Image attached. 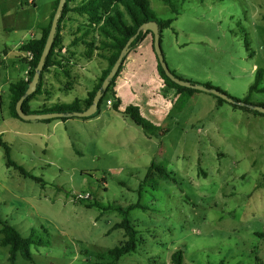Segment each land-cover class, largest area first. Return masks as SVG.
Masks as SVG:
<instances>
[{
  "label": "rangeland",
  "instance_id": "rangeland-1",
  "mask_svg": "<svg viewBox=\"0 0 264 264\" xmlns=\"http://www.w3.org/2000/svg\"><path fill=\"white\" fill-rule=\"evenodd\" d=\"M55 1L0 0V136L12 161L35 179L8 167L0 148V218L38 242L32 260L18 255L16 264H94L97 254L127 240L116 226L131 205H140L128 215L137 251L116 264H172L177 252L183 264H264V116L218 104L206 92L160 89L150 34L126 57L135 60L128 83L118 93L114 86L92 118L47 123L12 116L10 87L29 70L21 47L41 36ZM148 2L159 20L173 19L161 48L177 78L244 100L262 69L264 89V0ZM87 25L73 12L62 24L58 55L70 75L46 80L55 104L81 100L101 65L107 67L97 52L85 56L83 42L72 44ZM92 38L97 47L99 33ZM249 100L264 105V92ZM108 101L120 111L138 108L158 131L148 137ZM152 165L171 178L149 174ZM1 231L0 224V264H10Z\"/></svg>",
  "mask_w": 264,
  "mask_h": 264
},
{
  "label": "trees",
  "instance_id": "trees-1",
  "mask_svg": "<svg viewBox=\"0 0 264 264\" xmlns=\"http://www.w3.org/2000/svg\"><path fill=\"white\" fill-rule=\"evenodd\" d=\"M164 2L168 3L169 0H164ZM59 0H56L53 5V13L50 17V22L46 28L42 30L41 36L38 38L31 39L26 44L22 45L21 51L31 52L33 54V60L29 62V70H28V78L27 80H21L16 84H13L10 87L11 92V103H10V111L14 118L20 119L16 112V104L20 100V98L26 93L30 82L32 81L34 74L36 72L37 65L39 63L41 54L46 44V40L48 38L52 20L56 9L58 7ZM174 12V10L172 9ZM75 13L80 16H84L87 18L88 28L85 29L80 37H76L73 41V45H77L79 42H83L87 51L85 56L89 59L93 58V54L97 52V57L107 62V67L102 72L101 76L98 79L97 85L95 88L88 94V97L84 101L76 100L71 104H52L50 107L43 108L37 111H31L29 104L39 98L40 96H45L47 98H51L50 90L45 87V74L52 68L58 67L61 68L65 74L68 76L69 71L66 70V65L64 64V58L61 57L59 51H61L63 47V37H62V24L65 18L69 13ZM148 22H157L160 27L161 37L162 32L170 28L173 19H168L165 21L159 20L157 14L151 8L148 0H67L65 7L63 9L56 37L51 48L50 54L46 60L44 65V69L41 74V78L37 87L36 92L32 95L28 96L27 99L23 103V111L26 114H46V113H74V112H82L87 110L97 93V91L101 88L103 81L110 73L114 64L116 63L121 51L125 47L126 43L132 38L138 31V29ZM97 31L99 33L100 39L97 41L98 46L96 47V40L92 38L89 40V35L92 31ZM143 34H150L152 37V42L154 44V37L152 32L150 31H142L136 40L132 43L130 50L137 44L139 39ZM127 57V56H126ZM126 57L123 59V62L115 75V77L110 81V85L106 92H104L103 98L99 103V110L96 114L99 113L101 106L103 105L105 97L111 91V89L115 86L116 80L119 77V74L122 71L124 62ZM159 62V61H158ZM158 70L160 76L164 82V84L170 88L177 91L178 94L187 93L194 94L200 91L180 87L179 85L172 82L164 73L160 64H158ZM263 79V70L258 69L256 72L255 82L249 89V96L244 100H236V102L245 103L244 106H239L237 104H231L235 108H240L242 110L253 112L256 115L264 116L263 114L252 111L248 105L252 104L249 100L250 95L254 92H264V89H260L259 86ZM207 88H214L210 85H205ZM219 90V89H217ZM221 91V90H219ZM222 92V91H221ZM224 93V92H223ZM216 97V96H215ZM231 97V96H230ZM217 98L218 104L227 103L221 98ZM233 98V97H232ZM119 103V102H118ZM230 104V103H228ZM263 106L264 105H260ZM114 110H118V105L113 104ZM123 114L131 119V121L141 127L148 137H152L157 131L158 128L153 125L151 122L143 118L136 107H128L123 111ZM93 117V116H92ZM90 117V118H92ZM90 118H86L90 119ZM21 120V119H20ZM54 120H63L67 121L69 118H61V119H52V120H44L43 122L50 123ZM0 148H3L5 152V157L7 159V166L14 167L17 169L20 174L32 180H35L33 176L27 173L23 168L14 163L11 159V149L7 142H5L0 136ZM152 172H157L165 179H170L171 175L167 173V171L161 167L152 165L149 169V174ZM140 205H131L126 210L122 211L124 214V220L121 224L117 225L116 228H122L125 230V236L127 240L122 243L120 246L114 248L113 250L107 253H99L96 255V262L94 264H116L123 256L137 251V231L132 226L128 215L129 212L139 208ZM0 224L2 225V240L1 246L4 248H9V263L16 264L18 255H21L25 260H32L31 247L34 244H38L37 240L31 235L30 237H24L15 227L10 225L8 222L2 220L0 218ZM39 245H41L39 243ZM172 264H183V256L180 252H177L172 255Z\"/></svg>",
  "mask_w": 264,
  "mask_h": 264
},
{
  "label": "water",
  "instance_id": "water-1",
  "mask_svg": "<svg viewBox=\"0 0 264 264\" xmlns=\"http://www.w3.org/2000/svg\"><path fill=\"white\" fill-rule=\"evenodd\" d=\"M66 2H67V0H59L58 7L56 9V12H55L53 20H52L50 32H49L48 38L46 40V44H45V47L43 49V52L41 54L39 63L37 65L34 77H33L32 81L30 82L26 93L20 98V100L16 104V112H17V114L21 120H23V121H35V120L44 121V120L61 119V118H74V117L86 119V118H90V117L94 116L99 110V103L103 98L104 92H106V90L108 89V87L110 85V81L117 74V72H118V70H119V68L123 62V59L130 52V47H131L132 43L136 40V38L138 37V35L142 31L152 32L153 37H154L153 47H154V51L157 55L159 64L161 65L166 76L172 82L179 85L180 87L194 89L197 91L209 93L211 95H214L218 98L223 99L224 101H226L227 103H230V104H237L239 106L245 105V103L236 102V100L234 98L230 97L226 93H223L217 89L207 88L204 85H196V84H193V83H190V82H187V81H184V80L177 78L170 71V69H169V67L165 61V57H164V54H163V51L161 48V32H160V27H159L158 23L157 22H148L146 24H143L138 29L137 33L132 38H130L129 41L126 43L125 47L121 51L116 63L114 64L113 68L111 69L110 73L108 74V76L103 81L101 88L97 91L91 106L87 110L82 111V112H74V113L26 114L23 111V107H22L23 103L27 99L28 96L32 95L37 90V87H38V84H39V81L41 78V74H42V71L44 69V65L46 63V60H47L49 54H50L51 48L53 46V43H54V40L56 37L59 21H60V18H61V15H62V12H63V9L65 7ZM248 107L252 111H257V112L264 115V107L263 106L248 105Z\"/></svg>",
  "mask_w": 264,
  "mask_h": 264
},
{
  "label": "crops",
  "instance_id": "crops-1",
  "mask_svg": "<svg viewBox=\"0 0 264 264\" xmlns=\"http://www.w3.org/2000/svg\"><path fill=\"white\" fill-rule=\"evenodd\" d=\"M135 63V60L133 59H127V61L125 62V65L123 66V68H122V71H121V73L119 74V77L117 78V80H116V83H115V86H116V91H117V93H118V91H119V88H120V84H121V82H123V81H125V83H128V80H126V75L128 74V72H129V68L131 67V65L132 64H134ZM102 67H101V70H100V73L99 74H96V75H94V77H92V81H93V84H92V86L91 87H87L86 88V90H85V94L83 95V98L81 99L82 101H84V100H86L87 99V97H88V94L95 88V86L97 85V82H98V79H99V77L101 76V74H102V72L104 71V65H101ZM55 69H57V68H51L46 74H45V83L46 84H48V82H49V84H50V79H51V77L53 78V77H55V78H60V76H61V72H64L63 70H55ZM106 69V68H105ZM28 73V71L26 70L25 72H24V75L23 76H21L20 77V81H21V78H22V80H27V78L28 77H26V74ZM59 73H60V76H59ZM64 74H65V72H64ZM159 71H156L155 73H154V75H155V77H156V79H157V82H158V86H159V88L160 89H162V88H168L165 84H164V82H163V80L162 79H159L160 77H159ZM66 75V74H65ZM69 75H70V73H69ZM134 76H136V71L134 72V74H133V76H131V78L132 77H134ZM67 77H69V76H67ZM48 79V80H47ZM60 79H62V78H60ZM48 82H47V81ZM48 84V86H50ZM12 86V85H11ZM46 87V86H45ZM48 88V87H47ZM54 88V87H53ZM170 89V88H169ZM170 90H172V89H170ZM80 100V101H81ZM33 102H37L36 104H37V106H36V108H34L33 110L31 109V111H37V110H41V109H43V108H46V107H50L52 104H55V103H53V102H51V99L49 100V101H46V99H45V96H40L39 98H37L36 100H34V101H32L30 104H29V107L31 106V104L33 103ZM49 102V103H48ZM51 104V105H50ZM124 111V110H123ZM123 111H120V110H115V113L117 114V116H121V114H123ZM68 122V121H67Z\"/></svg>",
  "mask_w": 264,
  "mask_h": 264
},
{
  "label": "built area",
  "instance_id": "built-area-1",
  "mask_svg": "<svg viewBox=\"0 0 264 264\" xmlns=\"http://www.w3.org/2000/svg\"><path fill=\"white\" fill-rule=\"evenodd\" d=\"M25 56L27 57L28 62H31V61L33 60V54H32L31 52H26V53H25ZM113 104H114L113 101H108V102H107V106H108L109 108H112V107H113ZM78 198H79V199L88 200V199L91 198V196H90L89 194H87V195L80 194V195H78Z\"/></svg>",
  "mask_w": 264,
  "mask_h": 264
}]
</instances>
